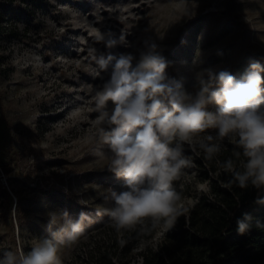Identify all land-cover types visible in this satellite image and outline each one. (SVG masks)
I'll return each mask as SVG.
<instances>
[{
    "label": "rangeland",
    "instance_id": "374dc122",
    "mask_svg": "<svg viewBox=\"0 0 264 264\" xmlns=\"http://www.w3.org/2000/svg\"><path fill=\"white\" fill-rule=\"evenodd\" d=\"M3 5L8 21L0 29V161L10 160L25 174L0 170V253L30 251L48 236L53 218L61 223L66 211L75 221L85 212L94 222L77 242L60 249L62 264H81L88 251L117 232L105 214L111 207L105 197L109 188L123 187L108 171L107 148L98 157L88 140L96 113L88 112L87 90L107 79L95 74L88 49L94 47L97 57L138 54L141 39L152 36L174 62L169 75L191 91L201 69H227L239 77L250 60L264 57V0H4ZM96 30L124 34L126 44L108 49L96 42ZM82 105L85 116L76 123L70 113ZM229 145L226 141L222 151ZM187 154L193 166L174 181L185 208L207 190L201 163H213L214 173L224 175L219 157L208 161L199 151ZM134 228L139 246L161 236L159 229L149 235L150 222L118 233L129 237ZM136 259L131 264H139Z\"/></svg>",
    "mask_w": 264,
    "mask_h": 264
},
{
    "label": "clouds",
    "instance_id": "9594fccd",
    "mask_svg": "<svg viewBox=\"0 0 264 264\" xmlns=\"http://www.w3.org/2000/svg\"><path fill=\"white\" fill-rule=\"evenodd\" d=\"M194 17L190 10L189 18ZM93 36L108 49L126 44L124 34L117 38L96 30ZM140 42L138 54L109 52L97 57L94 47L88 49L97 66L95 74H107L102 85L87 90L88 112L96 113L88 140L98 157H104L107 148L108 171L123 181L121 190L109 188L105 197L111 201L105 214L113 228L120 232L150 222L163 235L187 212L174 181L193 166L188 152L199 151L212 161L227 141L236 160L229 157L220 163L230 174L224 187L264 189V57L250 60L239 77L227 69H201L189 91L169 75L174 62L163 54L166 49L149 35ZM84 116L83 105L70 113L76 123ZM254 203L264 205V197H256ZM77 217L73 221L65 211L61 223L53 218L48 236L27 252L4 250L0 264H62L61 246L77 242L94 222L85 212ZM255 224L264 228L259 218ZM236 225L243 235L251 230L253 217L243 213Z\"/></svg>",
    "mask_w": 264,
    "mask_h": 264
},
{
    "label": "trees",
    "instance_id": "16d2710c",
    "mask_svg": "<svg viewBox=\"0 0 264 264\" xmlns=\"http://www.w3.org/2000/svg\"><path fill=\"white\" fill-rule=\"evenodd\" d=\"M0 0V29L8 21V8ZM8 1V0H6ZM232 145L221 151L219 161L232 157ZM243 160V157H242ZM11 161H0V170L8 174L18 167H11ZM206 168L207 190L195 196L187 212L178 220L176 227L158 237L154 244L140 245L136 229L131 236L113 233L101 244L88 251L81 264H131L143 258V264H256L264 259V228L256 227L255 220L264 223V205L254 203L258 196L264 197V189L253 187L231 190L224 187L230 174L214 173L213 163H201ZM211 174V176H209ZM243 213L253 217L251 230L238 234L236 219ZM154 233L150 229L149 235ZM139 251L134 252V248ZM139 263V259H138Z\"/></svg>",
    "mask_w": 264,
    "mask_h": 264
},
{
    "label": "water",
    "instance_id": "95a60500",
    "mask_svg": "<svg viewBox=\"0 0 264 264\" xmlns=\"http://www.w3.org/2000/svg\"><path fill=\"white\" fill-rule=\"evenodd\" d=\"M168 233V232H167Z\"/></svg>",
    "mask_w": 264,
    "mask_h": 264
}]
</instances>
